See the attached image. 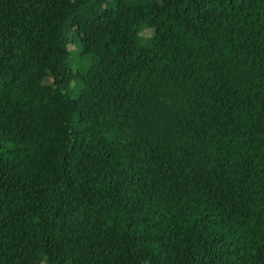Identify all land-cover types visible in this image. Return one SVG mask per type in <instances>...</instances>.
I'll return each mask as SVG.
<instances>
[{
	"label": "trees",
	"instance_id": "obj_1",
	"mask_svg": "<svg viewBox=\"0 0 264 264\" xmlns=\"http://www.w3.org/2000/svg\"><path fill=\"white\" fill-rule=\"evenodd\" d=\"M0 264H264V0H0Z\"/></svg>",
	"mask_w": 264,
	"mask_h": 264
},
{
	"label": "rangeland",
	"instance_id": "obj_2",
	"mask_svg": "<svg viewBox=\"0 0 264 264\" xmlns=\"http://www.w3.org/2000/svg\"><path fill=\"white\" fill-rule=\"evenodd\" d=\"M138 30V33L140 34V35H142L144 38V40H147L148 39V37H150L151 35H152V32L149 30V28H147V29H144V28H139V29H137ZM78 36L76 35L75 36V38H77ZM72 35H70V37H69V42H71L69 45H68V49L70 50V51H72L71 52V54H70V58L71 59H75V58H77L78 56H79V54L81 53V50H79L78 49V45L77 44H74L73 45V43H72V41L75 39ZM74 47V48H73ZM78 50V51H77Z\"/></svg>",
	"mask_w": 264,
	"mask_h": 264
},
{
	"label": "clouds",
	"instance_id": "obj_3",
	"mask_svg": "<svg viewBox=\"0 0 264 264\" xmlns=\"http://www.w3.org/2000/svg\"><path fill=\"white\" fill-rule=\"evenodd\" d=\"M70 35H71V34H70ZM73 48H74V47H73ZM68 51H70V50L68 49ZM71 52H72V51H70V54H71Z\"/></svg>",
	"mask_w": 264,
	"mask_h": 264
}]
</instances>
